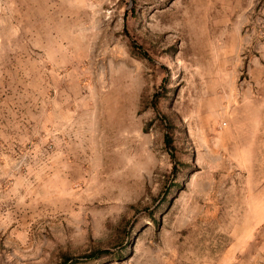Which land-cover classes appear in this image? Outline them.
Wrapping results in <instances>:
<instances>
[{
    "label": "rangeland",
    "instance_id": "rangeland-1",
    "mask_svg": "<svg viewBox=\"0 0 264 264\" xmlns=\"http://www.w3.org/2000/svg\"><path fill=\"white\" fill-rule=\"evenodd\" d=\"M96 249L264 264V0H0V264Z\"/></svg>",
    "mask_w": 264,
    "mask_h": 264
},
{
    "label": "trees",
    "instance_id": "trees-1",
    "mask_svg": "<svg viewBox=\"0 0 264 264\" xmlns=\"http://www.w3.org/2000/svg\"><path fill=\"white\" fill-rule=\"evenodd\" d=\"M132 46L138 53H140L144 57L151 58V55L141 45H139L138 42L133 41ZM165 140L168 145H172V138L168 133L165 135ZM172 156L175 158L173 151H172ZM109 252L110 251L108 249H96L89 253H85L81 256L65 255L63 260L60 262V264H75L80 261H89V260L96 259L100 257L102 254L109 253Z\"/></svg>",
    "mask_w": 264,
    "mask_h": 264
}]
</instances>
